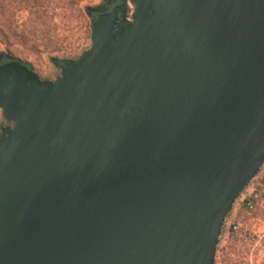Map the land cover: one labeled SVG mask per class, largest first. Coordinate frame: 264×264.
Returning a JSON list of instances; mask_svg holds the SVG:
<instances>
[{"label":"water","instance_id":"1","mask_svg":"<svg viewBox=\"0 0 264 264\" xmlns=\"http://www.w3.org/2000/svg\"><path fill=\"white\" fill-rule=\"evenodd\" d=\"M88 11L56 80L0 54V264H216L264 164V0Z\"/></svg>","mask_w":264,"mask_h":264},{"label":"rangeland","instance_id":"2","mask_svg":"<svg viewBox=\"0 0 264 264\" xmlns=\"http://www.w3.org/2000/svg\"><path fill=\"white\" fill-rule=\"evenodd\" d=\"M76 1L77 3L73 5L51 10L50 15H53L57 22V31L52 39L53 43L49 47H45L44 45L37 47L29 43L28 45L19 46L18 51L14 52V55L12 54L14 58L26 63L35 70L42 79L56 80L61 74V60L77 59L84 51L91 47L94 18L89 15L88 7H98L104 0ZM132 12L133 7L129 1V6L126 10L127 18H132ZM26 16V12L19 13L21 20H25ZM3 52L10 53L8 47L0 43V54ZM7 126H9V123L6 121L0 108V133ZM246 189L248 193L253 190L250 185ZM238 203L239 199L235 202L232 212H240V214L245 215V208L243 211L239 209L240 205ZM252 211L255 215L264 219V190H261V195L255 201L254 210ZM260 230L264 231V227H261ZM243 241H231L229 244V254L243 252V248L247 251L251 246H248ZM258 249L257 253L260 258V264H264V241L258 245Z\"/></svg>","mask_w":264,"mask_h":264},{"label":"trees","instance_id":"3","mask_svg":"<svg viewBox=\"0 0 264 264\" xmlns=\"http://www.w3.org/2000/svg\"><path fill=\"white\" fill-rule=\"evenodd\" d=\"M77 3L76 0H0V43L6 45L11 54L19 46L49 47L57 31V22L51 10ZM26 12L25 20L19 18Z\"/></svg>","mask_w":264,"mask_h":264},{"label":"built area","instance_id":"4","mask_svg":"<svg viewBox=\"0 0 264 264\" xmlns=\"http://www.w3.org/2000/svg\"><path fill=\"white\" fill-rule=\"evenodd\" d=\"M250 186L253 188L252 192L248 193L246 189L238 203L239 209L243 211L245 208V215L234 211L225 220L216 253V264H260L257 251L258 245L264 241V231L260 230L264 227V219L255 215L252 210L261 190H264V164ZM233 240H244L251 247L247 251L243 248V252L229 254V244Z\"/></svg>","mask_w":264,"mask_h":264},{"label":"flooded vegetation","instance_id":"5","mask_svg":"<svg viewBox=\"0 0 264 264\" xmlns=\"http://www.w3.org/2000/svg\"><path fill=\"white\" fill-rule=\"evenodd\" d=\"M123 2V0H104L102 4H100V6L98 7H102L103 11L102 12H110L114 7L121 5ZM99 15V12H92V14L90 15L91 17H93L94 19ZM120 19H122L124 16L127 17L126 12L123 13H119Z\"/></svg>","mask_w":264,"mask_h":264}]
</instances>
